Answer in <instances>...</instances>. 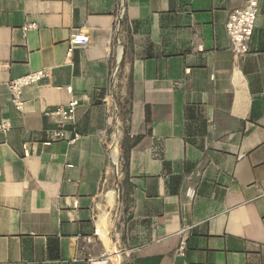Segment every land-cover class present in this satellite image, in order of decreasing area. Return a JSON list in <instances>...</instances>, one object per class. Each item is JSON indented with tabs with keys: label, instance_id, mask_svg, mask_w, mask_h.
Returning a JSON list of instances; mask_svg holds the SVG:
<instances>
[{
	"label": "crops",
	"instance_id": "0c3cea01",
	"mask_svg": "<svg viewBox=\"0 0 264 264\" xmlns=\"http://www.w3.org/2000/svg\"><path fill=\"white\" fill-rule=\"evenodd\" d=\"M243 5L0 0V264H90L114 242L121 264H264V0L235 56ZM73 31L89 42L70 50ZM39 69L17 110L8 82ZM72 99L54 139L45 112Z\"/></svg>",
	"mask_w": 264,
	"mask_h": 264
},
{
	"label": "built area",
	"instance_id": "2783aa9c",
	"mask_svg": "<svg viewBox=\"0 0 264 264\" xmlns=\"http://www.w3.org/2000/svg\"><path fill=\"white\" fill-rule=\"evenodd\" d=\"M260 0H244V5L240 8L234 9L229 14L226 29L231 40V50L235 56H242L249 52L250 41L254 34L255 22L259 10ZM125 16V7L121 4L119 8V20H123ZM36 23H26L23 25L22 30L24 34L30 29H36ZM89 42V36L86 33L73 31L69 37L70 50L77 45H85ZM116 74V73H115ZM51 76L50 69H39L29 72L22 76L11 79L8 82V88L10 92V98L12 104L19 111L22 110L24 105L23 89L29 85L39 83L40 81L47 79ZM68 91H72V87L67 88ZM79 101L72 99L66 105H58L52 110L45 112L46 116H56L58 119L57 127L53 129L54 139H63L65 137V127L69 122L74 121L75 113ZM12 122L9 118H3L0 122V131L7 132L11 129ZM117 132V131H116ZM74 140V139H73ZM113 149V145L111 146ZM196 194L194 187H188L186 189V195L193 199ZM186 250V237L180 241L178 248L176 249L177 255H185ZM122 253L120 246L113 243L112 247L102 253L98 257H91L88 259L90 264H121Z\"/></svg>",
	"mask_w": 264,
	"mask_h": 264
},
{
	"label": "trees",
	"instance_id": "16d2710c",
	"mask_svg": "<svg viewBox=\"0 0 264 264\" xmlns=\"http://www.w3.org/2000/svg\"><path fill=\"white\" fill-rule=\"evenodd\" d=\"M124 19H125V18H124ZM124 19H123L122 21H124ZM147 119H148V118H147ZM134 143H135V142H133V144H134ZM133 144H132V145H133ZM132 145H131V146H132ZM131 146H130V147H131ZM126 163H127V149L125 150V153H124V164L126 165Z\"/></svg>",
	"mask_w": 264,
	"mask_h": 264
}]
</instances>
